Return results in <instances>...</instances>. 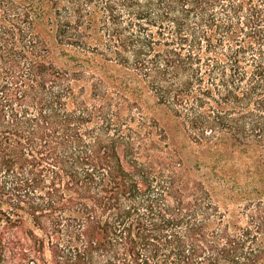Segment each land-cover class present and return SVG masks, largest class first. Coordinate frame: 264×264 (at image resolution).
<instances>
[{
  "label": "trees",
  "instance_id": "obj_1",
  "mask_svg": "<svg viewBox=\"0 0 264 264\" xmlns=\"http://www.w3.org/2000/svg\"><path fill=\"white\" fill-rule=\"evenodd\" d=\"M0 264H264V0H0Z\"/></svg>",
  "mask_w": 264,
  "mask_h": 264
},
{
  "label": "rangeland",
  "instance_id": "obj_2",
  "mask_svg": "<svg viewBox=\"0 0 264 264\" xmlns=\"http://www.w3.org/2000/svg\"><path fill=\"white\" fill-rule=\"evenodd\" d=\"M157 114L160 118H164L162 111H158ZM188 161L193 162V158L190 156V158H188Z\"/></svg>",
  "mask_w": 264,
  "mask_h": 264
}]
</instances>
